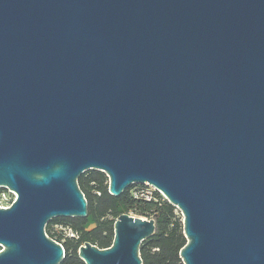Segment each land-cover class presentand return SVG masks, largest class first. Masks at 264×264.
Listing matches in <instances>:
<instances>
[{
  "label": "water",
  "instance_id": "1",
  "mask_svg": "<svg viewBox=\"0 0 264 264\" xmlns=\"http://www.w3.org/2000/svg\"><path fill=\"white\" fill-rule=\"evenodd\" d=\"M87 170L174 206L183 264H264V0H0V264H60ZM153 233L121 214L77 255L142 264Z\"/></svg>",
  "mask_w": 264,
  "mask_h": 264
},
{
  "label": "trees",
  "instance_id": "2",
  "mask_svg": "<svg viewBox=\"0 0 264 264\" xmlns=\"http://www.w3.org/2000/svg\"><path fill=\"white\" fill-rule=\"evenodd\" d=\"M77 179L87 205L84 218L58 217L49 220L45 226L47 236L61 242L64 258L60 264H84L78 258L77 250L85 242L99 249L110 247L113 239V223L121 214L133 212L139 216H150L154 221V233L144 240L139 248L142 264H183L179 250L186 240L182 232V223L176 218V208L169 204L158 192H154L150 201L134 199L131 188H126L119 196L108 193V181L103 172L88 170ZM3 189V188H0ZM53 225L68 227L73 237L55 236Z\"/></svg>",
  "mask_w": 264,
  "mask_h": 264
},
{
  "label": "built area",
  "instance_id": "3",
  "mask_svg": "<svg viewBox=\"0 0 264 264\" xmlns=\"http://www.w3.org/2000/svg\"><path fill=\"white\" fill-rule=\"evenodd\" d=\"M4 189H6V188H4ZM6 191L10 194L9 197H8V200H7L8 202H7L6 205H0V208H8L10 206V204L15 199V194L12 191H10L8 189H6ZM154 192H157V191L153 187H151L149 185H146V184H144V185L134 184V185L131 186V188L129 190V194L134 199H144L146 201H150L153 198ZM162 198L165 199L163 196H162ZM52 227H54V228H52V232H53V229H55L57 227V225H53ZM66 228L70 231V234H71L70 237H73L74 236L73 232L68 227H66ZM45 235L47 236L46 233H45ZM57 243H59V242H57ZM59 244L62 246L61 242Z\"/></svg>",
  "mask_w": 264,
  "mask_h": 264
},
{
  "label": "rangeland",
  "instance_id": "4",
  "mask_svg": "<svg viewBox=\"0 0 264 264\" xmlns=\"http://www.w3.org/2000/svg\"><path fill=\"white\" fill-rule=\"evenodd\" d=\"M87 171H84L85 174H87L86 173ZM107 181H108V179H107ZM9 195L10 194L6 191V189H4V188L0 189V205H6L7 204V202H8L7 200H8ZM174 213H175L176 218H178L181 221L180 212L176 209ZM128 214L131 216L151 219V215L150 216H139L138 214H135L133 212H129ZM52 228H54V227H52ZM53 232H54L55 236L62 235L63 238L71 236L70 231L66 227H63L62 225H57V227L55 229H53ZM61 242H63V241H61Z\"/></svg>",
  "mask_w": 264,
  "mask_h": 264
}]
</instances>
